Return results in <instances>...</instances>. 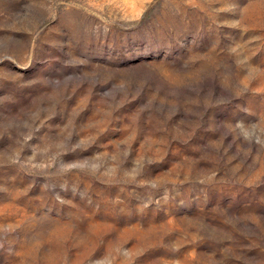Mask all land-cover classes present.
<instances>
[{
	"label": "rangeland",
	"instance_id": "obj_1",
	"mask_svg": "<svg viewBox=\"0 0 264 264\" xmlns=\"http://www.w3.org/2000/svg\"><path fill=\"white\" fill-rule=\"evenodd\" d=\"M0 264H264V0H0Z\"/></svg>",
	"mask_w": 264,
	"mask_h": 264
}]
</instances>
